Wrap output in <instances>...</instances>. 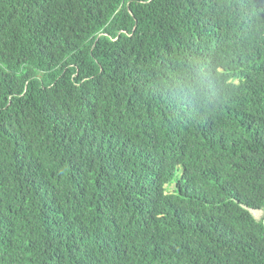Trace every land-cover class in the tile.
Here are the masks:
<instances>
[{"label": "trees", "instance_id": "trees-1", "mask_svg": "<svg viewBox=\"0 0 264 264\" xmlns=\"http://www.w3.org/2000/svg\"><path fill=\"white\" fill-rule=\"evenodd\" d=\"M0 264H264V0H0Z\"/></svg>", "mask_w": 264, "mask_h": 264}, {"label": "rangeland", "instance_id": "rangeland-1", "mask_svg": "<svg viewBox=\"0 0 264 264\" xmlns=\"http://www.w3.org/2000/svg\"><path fill=\"white\" fill-rule=\"evenodd\" d=\"M252 213L258 219H260L263 216V211L261 210H252Z\"/></svg>", "mask_w": 264, "mask_h": 264}]
</instances>
